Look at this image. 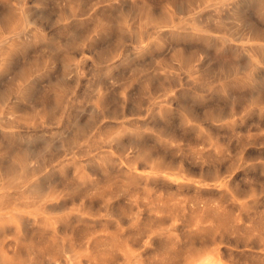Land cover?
I'll use <instances>...</instances> for the list:
<instances>
[{
  "label": "rangeland",
  "instance_id": "obj_1",
  "mask_svg": "<svg viewBox=\"0 0 264 264\" xmlns=\"http://www.w3.org/2000/svg\"><path fill=\"white\" fill-rule=\"evenodd\" d=\"M262 49L264 0H0V264H264Z\"/></svg>",
  "mask_w": 264,
  "mask_h": 264
},
{
  "label": "bare ground",
  "instance_id": "obj_2",
  "mask_svg": "<svg viewBox=\"0 0 264 264\" xmlns=\"http://www.w3.org/2000/svg\"><path fill=\"white\" fill-rule=\"evenodd\" d=\"M259 1H260V0H259ZM102 11H103V10H102ZM119 13H120V12H119ZM219 13H220V12H219ZM220 14H221V13H220ZM108 15H109V14H108ZM222 18H223V16H222ZM224 18H225V17H224ZM225 19H227V18H225ZM217 20L220 21L219 18H218ZM217 20H216V21H217ZM221 20H222V19H221ZM235 20H238V19H235ZM218 21H217V22H218ZM224 23H226V22H224ZM227 23H229V22H227ZM215 24H216V22H215ZM221 24H222V22H221ZM221 24H220V25H221ZM225 25H226V24H225ZM225 25H224V26H225ZM224 26H223V27H224ZM194 27H195V26H194ZM218 27H221V26H219V22H218ZM224 28H225V27H224ZM227 28H228V27H227ZM206 29H207V28H206ZM224 30H226V28H225ZM227 30H228V29H227ZM227 30H226V31H227ZM228 31H229V30H228ZM249 32H250V31H249ZM231 33H232V32H231ZM229 34H230V33H229ZM74 41H75V40H74ZM260 49H261V48H260ZM255 50H256V49H255ZM262 50H264V49H262ZM259 52H260V51H259ZM259 52H258V53H259ZM0 53H1V52H0ZM260 54H261V53H260ZM254 55H255V54H254ZM237 69H238V68H237ZM247 73H248V71H247ZM247 73H245V74H247ZM262 75H264V74H262ZM253 78H254V77H253ZM260 79H261V78H260ZM261 80H262V79H261ZM250 83H251V82H250ZM250 89H251V88H250ZM236 95H237V93H236ZM244 101H245V100H244ZM9 143H10V142H9ZM9 145H10V144H9ZM11 145H12V144H11ZM14 146H15V145H14ZM8 147H9V146H8ZM8 149H9V148H8ZM13 149H14V148H13ZM24 150H25V149H24ZM24 150H23V151H24ZM17 151H20V150L18 149ZM17 151H16V152H17ZM6 152H9V150L6 151ZM24 152H25V151H24ZM10 153H11V152H10ZM35 153H36V152H35ZM14 154H17V153H14ZM14 154H13V156H14ZM9 155H11V154H9ZM13 156H12V157H13ZM10 158H11V156H10ZM14 158H15V156H14ZM25 161H26V160H23L22 163H21V162L16 163V161H15V165H16V167H17V165H20V168H21L20 171H19V173L16 172V173H17V177H18L17 179H21V176H23V172H24V170H23V169H24V166H23V165L25 164ZM10 163H11V161H10ZM8 164H9V163H8ZM2 165H3V164H2ZM4 165H6V164H4ZM11 165H12V164H11ZM27 165H28V164H27ZM12 166H13V165H12ZM13 167H14V166H13ZM3 168H4V167H3ZM14 168H15V167H14ZM18 168H19V167H18ZM8 169H9V168L7 167V170H8ZM27 169H28V168H27ZM10 170H11V168H10ZM15 170H16V169H15ZM15 170H14V171H15ZM8 171H9V170H8ZM17 171H18V170H17ZM27 171H28V170H27ZM5 173H6V171H5ZM31 173H33V172H31ZM31 173L29 172V174H31ZM6 174H7V173H6ZM10 174H11V172H10ZM10 174H9V175H10ZM29 174H28V175H29ZM26 175H27V174H26ZM12 176H13V175H12ZM12 176H11V177H12ZM4 177H5V176H4ZM11 177H9V178L11 179ZM23 177H24V176H23ZM15 178H16V177H15ZM13 179H14V178H13ZM22 179H23V178H22ZM20 181H21V180H20ZM23 181H24V180H23ZM23 181H22V182H23ZM6 182H8V181H6ZM18 182H19V181H18ZM14 183H15V182H14ZM18 184H20V183H18ZM9 185H11V184H9ZM19 186H20V185H19ZM4 188H5V187H4ZM47 188H48V187H47ZM33 191L36 192V188H34ZM3 194H4V193H3ZM3 194H1V195H3ZM7 194H8V193H7ZM7 194H6V193L4 194L5 197H6ZM20 194H21V193H20ZM1 195H0V196H1ZM9 195H10V194H9ZM13 195H14V194H12V197H13ZM22 196H23V195H22ZM24 196H25V195H24ZM10 197H11V196H10ZM10 197H9V198H10ZM12 197H11V198H12ZM15 197H16V196H15ZM3 198H4V197H3ZM22 198H23V197H22ZM5 199H6V198H5ZM8 200H9V199H8ZM5 201H6V200H5ZM14 202H15V201H14ZM9 203H10V202H9ZM12 203H13V202H12ZM12 203H11V204H12ZM23 204H24V203H23ZM31 205H32V201H31ZM7 207L9 208V205H8ZM1 210H2V209H1ZM1 210H0V213H1ZM5 210H6V209H5ZM2 214H3V213H2ZM2 214H0V219L4 218L5 216H6V217H9V216H7V215H4V214L2 215ZM15 215L17 216V218H19V220H23V218H22L19 214H15ZM7 231H8V230H7ZM7 231H6V232H7ZM34 231H36V230H34ZM29 235H30V234H29ZM4 236H5V235H4ZM33 237H34V234H33ZM2 240H3V239H2ZM37 241H38V239H37ZM38 242H39V241H38ZM40 242H41V240H40ZM40 242H39V243H40ZM44 242H46L45 239H44ZM39 243H38V244H39ZM41 243H42V242H41ZM46 243H47V242H46ZM43 245H44V244H43ZM37 246H38V245H37ZM40 246H41V245H40ZM46 246H47V245H46ZM38 247H39V246H38ZM44 247H45V246H44ZM50 247H51V249H52V245H51ZM59 247H60V246H59ZM19 248H20V247H19ZM42 248H43V247H42ZM60 248H61V247H60ZM60 248H59V249H60ZM29 249H31V247H30V248H27V250H29ZM39 249H40V248H39ZM39 249H38V251H39ZM31 250H32V249H31ZM45 250H46V249H45ZM53 250H54V249H53ZM55 250H57V249H55ZM41 251H42V250H41ZM70 251H71V250H70ZM17 252H18V251H17ZM56 252H57V251H56ZM13 253H14V252H13ZM40 253H41V252H40ZM45 253H46V252H45ZM47 253H48V252H47ZM50 253H51V252H50ZM32 258H33V256H32ZM44 258H45V257H44ZM50 258H51V257H50ZM71 258H72V257H71ZM66 259H67V258H66ZM0 260H1V259H0ZM31 260H32V259H31ZM69 261H70V260H69ZM71 261H72V260H71ZM15 262H16V261H15ZM67 262H68V261H67ZM0 263H1V261H0ZM12 263H14V262H12ZM9 264H10V262H9ZM38 264H39V263H38Z\"/></svg>",
  "mask_w": 264,
  "mask_h": 264
}]
</instances>
